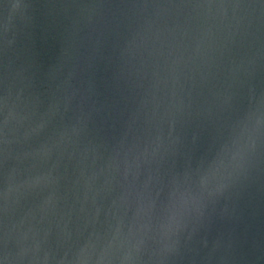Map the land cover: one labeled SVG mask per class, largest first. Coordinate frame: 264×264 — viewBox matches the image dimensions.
Returning a JSON list of instances; mask_svg holds the SVG:
<instances>
[{
  "label": "water",
  "instance_id": "95a60500",
  "mask_svg": "<svg viewBox=\"0 0 264 264\" xmlns=\"http://www.w3.org/2000/svg\"><path fill=\"white\" fill-rule=\"evenodd\" d=\"M0 264H264V0H0Z\"/></svg>",
  "mask_w": 264,
  "mask_h": 264
}]
</instances>
